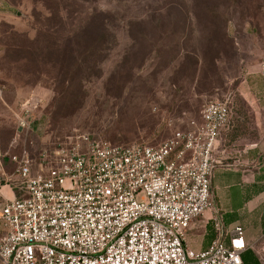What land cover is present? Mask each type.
Wrapping results in <instances>:
<instances>
[{
    "label": "rangeland",
    "instance_id": "1",
    "mask_svg": "<svg viewBox=\"0 0 264 264\" xmlns=\"http://www.w3.org/2000/svg\"><path fill=\"white\" fill-rule=\"evenodd\" d=\"M263 63L264 0H0V184L24 151L77 135L158 145L226 97L249 143ZM24 106L32 129L17 137Z\"/></svg>",
    "mask_w": 264,
    "mask_h": 264
},
{
    "label": "built area",
    "instance_id": "2",
    "mask_svg": "<svg viewBox=\"0 0 264 264\" xmlns=\"http://www.w3.org/2000/svg\"><path fill=\"white\" fill-rule=\"evenodd\" d=\"M31 117L24 106L17 137L32 129ZM235 127L226 97L206 104L200 121L158 145L77 135L38 160L27 151L13 156L15 172L3 179L15 197L0 216L8 228L0 237V264H243L242 226L202 252L187 243L213 207V171L232 153ZM1 152L0 136V161Z\"/></svg>",
    "mask_w": 264,
    "mask_h": 264
},
{
    "label": "crops",
    "instance_id": "3",
    "mask_svg": "<svg viewBox=\"0 0 264 264\" xmlns=\"http://www.w3.org/2000/svg\"><path fill=\"white\" fill-rule=\"evenodd\" d=\"M251 78L256 83L252 87L254 95H249L251 141L242 144L241 134L228 145L232 153L215 166L211 179L213 207L196 221L187 243L193 251L202 252L220 236L228 238L234 227L242 226L247 246L244 264H264V92L259 90L263 78L258 73ZM245 147L251 149L245 152ZM2 196L15 197L10 185L0 184V201Z\"/></svg>",
    "mask_w": 264,
    "mask_h": 264
},
{
    "label": "trees",
    "instance_id": "4",
    "mask_svg": "<svg viewBox=\"0 0 264 264\" xmlns=\"http://www.w3.org/2000/svg\"><path fill=\"white\" fill-rule=\"evenodd\" d=\"M234 114H235V121H236V127L235 129L233 130V132L229 135V140L231 143H234L236 141V139H234V135L236 133H238V136L241 135V124H240V114L237 112V111H234ZM240 130V131H239ZM237 136V137H238ZM16 194L18 195V192L16 191ZM243 264H244V261H243Z\"/></svg>",
    "mask_w": 264,
    "mask_h": 264
}]
</instances>
